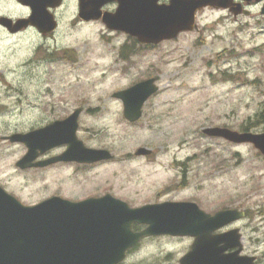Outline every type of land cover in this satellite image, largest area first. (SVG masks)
<instances>
[{
	"label": "rangeland",
	"instance_id": "rangeland-1",
	"mask_svg": "<svg viewBox=\"0 0 264 264\" xmlns=\"http://www.w3.org/2000/svg\"><path fill=\"white\" fill-rule=\"evenodd\" d=\"M198 24V30L153 47L124 35L102 38L97 25L66 24L55 40L1 38L0 184L26 203L55 194L83 200L111 193L132 206L199 198L211 210L247 209L251 219L241 222L246 252L264 264V155L252 144L203 133L213 126L246 131L249 118L264 109V15L259 8L237 19L204 10ZM56 49L63 56L48 57ZM153 76L160 89L131 123L113 93ZM78 107L84 109L79 138L88 147L110 149L113 160L17 167L27 146L5 136ZM250 131L263 132L264 123ZM140 147L153 154L135 156ZM148 244L134 256L157 255L154 242Z\"/></svg>",
	"mask_w": 264,
	"mask_h": 264
},
{
	"label": "water",
	"instance_id": "water-1",
	"mask_svg": "<svg viewBox=\"0 0 264 264\" xmlns=\"http://www.w3.org/2000/svg\"><path fill=\"white\" fill-rule=\"evenodd\" d=\"M213 1L217 0L174 2L168 7H158L157 16L147 17L143 24H127L119 28L137 36L143 43H159L175 38L182 31L192 30L196 12ZM232 11L238 14L243 10ZM244 12L249 14V10ZM112 27L115 28V25ZM158 90L156 78H149L119 90L113 96L123 102L125 118L136 122L143 115L144 104ZM81 112L82 109L78 108L64 120L8 136L12 142H24L28 147V152L17 162V166L26 169L60 161L95 163L112 159L114 155L109 149L88 147L78 137ZM203 132L237 144H254L264 154V131L242 132L213 126L204 128ZM63 144H68V148L62 154L35 162L40 153ZM152 152L151 148L140 147L135 155L148 156ZM173 207V203L131 207L111 193L81 201L57 195L35 205H24L0 185V264H118L125 258L128 249L144 236L164 232L195 234V227H189V230L187 226L172 221L173 217L179 216L157 214V209ZM244 215V212L226 209L214 215L204 213V218L215 223L210 227L212 232ZM191 216L188 214L187 217ZM134 222L148 224V227L135 232L132 229ZM236 232L214 237L209 234L208 238H200L198 246L203 253H197L194 247L190 257L198 255L201 260H187L186 264H254L255 256L240 255L242 245ZM223 242L225 246L221 245ZM236 246L239 248L235 252L224 254Z\"/></svg>",
	"mask_w": 264,
	"mask_h": 264
},
{
	"label": "flooded vegetation",
	"instance_id": "flooded-vegetation-1",
	"mask_svg": "<svg viewBox=\"0 0 264 264\" xmlns=\"http://www.w3.org/2000/svg\"><path fill=\"white\" fill-rule=\"evenodd\" d=\"M179 1L184 2L187 0H0V39L3 37H10L12 39L34 37L39 40H55L58 39V36L64 34V25L68 24L79 27L97 25L100 26L99 35L102 38L105 36L124 35L127 39L137 41V37L120 29L119 26L136 23L143 24L147 17L151 15L157 16L158 7H168L174 2L177 3ZM239 8L242 10L259 8L261 10L264 8V0H217L213 1L212 4L203 7V9L198 11L197 14L204 10H223L227 11V14L237 19L238 16L243 15L244 13L235 14L232 9ZM113 25H115V28L112 27ZM198 29L199 25L197 22L196 30ZM40 46L41 45H38V48L36 49L38 52H40ZM58 50L59 49H56L48 54V57L57 59V57L63 56L62 54H59ZM55 113L53 114L55 115ZM65 117L67 116H65L64 109H61V111L57 113L56 118L48 121L44 125L55 120L64 119ZM62 147H64V145L40 153V156L36 161L49 159L59 155L66 149V147L63 149ZM58 149L63 151L55 152ZM66 163L71 162H58L46 167H32L22 170H46L53 166ZM3 187L7 190L5 186ZM9 192L26 205L40 202L26 203L15 193L11 191ZM191 195L206 196L205 194ZM153 203H157V205L173 203V208L157 209V214L179 216L173 217L172 221L178 225L187 226V229L189 230L190 228L193 229L195 227L197 233L196 231L195 234L164 232L142 237L133 247L128 249L125 258L119 262V264H186L187 260H201V257L198 255L196 257H190V254L194 251V247L196 248L195 251L197 253L201 252V248L198 246L200 238H208L209 234L214 237L231 231H237L236 235L241 236L242 251L240 254L254 255L257 257V260H260L258 255L246 252L244 244L243 226L241 225V222L251 219L249 210L229 206L211 210L209 206H207V199L199 198H163ZM178 206H183V208H179ZM227 208H236L241 212H244L245 215L243 218L234 220L211 232L210 227L215 223L204 218V213L215 214L218 211ZM188 214H191L192 216L187 217ZM162 220L163 219H157V221ZM147 227V224H140L137 222L132 225L133 230L136 232H140ZM206 231L208 232L207 234ZM153 242L157 248V255H154L153 257L134 256L144 248L147 243L151 244ZM221 245L225 246V243L223 242ZM237 248V246L231 248L227 253H232ZM225 253L226 252H224V254Z\"/></svg>",
	"mask_w": 264,
	"mask_h": 264
},
{
	"label": "trees",
	"instance_id": "trees-1",
	"mask_svg": "<svg viewBox=\"0 0 264 264\" xmlns=\"http://www.w3.org/2000/svg\"><path fill=\"white\" fill-rule=\"evenodd\" d=\"M262 123H264V109H261L260 111L256 112L254 114V118H249L248 124L244 127V130L256 128Z\"/></svg>",
	"mask_w": 264,
	"mask_h": 264
}]
</instances>
